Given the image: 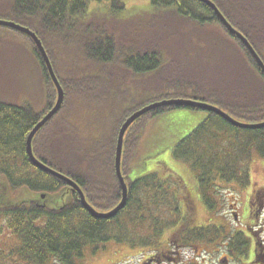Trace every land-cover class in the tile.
<instances>
[{"label": "trees", "instance_id": "1", "mask_svg": "<svg viewBox=\"0 0 264 264\" xmlns=\"http://www.w3.org/2000/svg\"><path fill=\"white\" fill-rule=\"evenodd\" d=\"M92 1L0 0V13L5 16L4 19L26 26L37 34L63 90L77 92V99L83 102L87 101L86 95L92 97L94 94L96 99L103 97L104 93L97 94L102 88L103 92L113 91L110 86L113 81L120 79L119 68L125 67L143 78L145 75L147 79L156 77L160 91L153 101L174 96L189 99L190 95L198 94L194 99L214 104L235 119L244 116L252 123L264 120V74L245 45L226 30L209 6L197 0H149V10L146 12L145 9L147 16H140L135 23L125 25L113 19L109 21L111 17L106 19L103 14L98 15L96 12L100 8L89 6ZM94 1L99 3L102 0ZM213 1L229 23L248 39L264 63V30L259 31L264 22L259 24L260 21L255 18L258 12L264 11V0H253L249 4L246 0ZM123 7L122 0H112V9L119 10ZM117 27H122L123 31L117 30ZM48 34H51L49 38L46 37ZM138 39L142 42V50ZM62 44L68 46V49H75L76 57L78 49L81 50L79 53L84 55H81L82 59L90 68L97 69L94 76L98 77L89 76L83 81L59 78L55 68V57L58 58L55 49ZM23 52L29 54L33 63L31 67L36 73L33 76L38 82L39 76L43 80L46 108L42 113L36 110L33 107L35 104L32 102V105L28 101L27 93L19 91L16 94L11 88L0 89V220L4 228L17 240L9 255L4 258L1 256L0 260L7 261V264H81L85 247H90L95 253L110 241H124L131 247L138 244L152 250L156 259L167 260L169 251L161 247L163 232L169 227L176 228L179 220L176 215L181 213L175 196L169 199L157 196L155 190L160 187L158 181L161 179L154 177L157 172L149 174L151 178L145 175L135 180L128 179L126 204L110 219H96L91 216L73 190H70L69 203L57 209L38 205L33 200L24 199L16 203L4 201L10 195L9 190L15 192L24 187L37 194L54 195L68 186L65 181L33 166L25 151L27 134L48 111L54 99L55 88L47 75L45 64L28 35L10 27L0 26L2 59H6V53H9L8 58H15ZM113 101L114 105L119 103L111 95L103 98V103L113 104ZM149 103L131 108L127 116ZM174 109L193 112L202 110L163 106L137 118L124 135L121 169L125 174L139 145L140 133L144 126L142 123ZM207 112L204 120L179 140L173 154L183 161L193 160L190 165L197 171V190L202 202L212 210V201L208 196L210 203L204 198L205 192L207 195L215 194L216 187L223 182L247 184V178L236 164L245 158L246 161L251 158L249 149H254L258 156L264 159V128H238L215 113ZM125 118L119 121L111 138L100 140L102 153L97 152L92 156L90 152V158L82 165L87 172L73 166L71 158L61 152L59 145L49 156L37 146L38 137L52 119L34 135L33 153L41 162L72 179L82 189L86 201L92 207L98 211H108L121 199V187L115 177L113 165L118 128ZM217 120L235 129V135H238L239 131L249 135L246 142L240 140V148L231 147L230 150L234 153L231 156L222 155L218 149H212L210 146L208 137L213 136L208 135L207 127L224 129ZM54 130L44 136L47 141L53 137ZM72 133L68 136L70 141L73 139ZM44 137L43 140L47 143ZM200 150V154L204 156L195 153ZM97 155L101 159H95ZM91 160L107 163L109 179L103 182L99 178L96 181L92 175L95 168ZM165 170L162 168V171ZM177 181L180 179L175 181L174 191L178 187L181 188ZM142 186L151 192L147 200L140 195ZM147 204L152 206L153 211L143 216L141 212L146 210ZM119 215H125L127 224L134 223L132 229H129L132 234L129 238L121 237L128 232L124 230ZM145 218L149 221L148 227L140 232ZM180 219L186 224L180 222L177 230L168 239L169 243L176 247L181 246V243L188 244L194 232L189 227L185 214L180 216ZM198 238H202V233ZM217 239L219 236L211 242ZM229 241V251L236 253L238 257L240 245L237 236L233 235Z\"/></svg>", "mask_w": 264, "mask_h": 264}, {"label": "rangeland", "instance_id": "2", "mask_svg": "<svg viewBox=\"0 0 264 264\" xmlns=\"http://www.w3.org/2000/svg\"><path fill=\"white\" fill-rule=\"evenodd\" d=\"M246 2L249 4L252 3L253 0H246ZM122 3L124 7L119 10L112 9V0H102L99 3L93 0L89 6L90 8L98 6L100 8L96 12L98 15L103 14L106 19L111 17L109 21L113 19V21L116 20V22L125 25L135 23L140 16H147L146 12L150 7L149 0H122ZM4 18L5 16L0 13V19ZM255 18L260 21L259 24L263 23L264 11L258 12ZM117 30L123 31V28L117 27ZM261 30H264V24H262V28H260L259 31ZM50 35L51 34H48L46 37L49 38ZM140 42L141 41H139V43ZM141 43L140 49L142 50L143 46ZM55 50L58 54V58L55 57V68L59 78L75 81L77 79H82V77L90 76L91 70L88 64L82 59L84 55L79 53L82 52L81 50L78 49L79 52L77 57L75 49H68V46L63 44L62 46L59 45ZM5 56L6 59H2V54H0V89L4 90V88H11L16 94L19 91L23 94L27 93L28 101H30L32 105L33 103L35 104L33 107L41 113L45 111L46 105L44 104V98L46 97V90L41 76H39V82L37 78L33 76V74L36 75V73L34 68L31 67L33 63L29 58V54L23 52L15 56V58L12 56L8 58L9 53H6ZM74 57L76 58L73 59ZM118 71L122 75L120 76L121 80L117 79L113 81L110 87L113 91H120L121 88L127 92L128 89L127 105L122 107L124 96L120 98V100H122L119 101L118 104L114 105L115 101H113L112 106L109 107L107 103L100 105L102 100L91 99L88 96H86L87 101L83 102L77 99V92L71 93L64 89L61 107L53 115V117H56L53 119L51 118L52 120L50 119L51 122L38 137L37 146L43 153L51 152V154H53L54 148L59 145L61 152L71 158L72 161H70L73 166H76L83 172H87V170L82 167L83 162L90 158V152H92V156L97 152L102 153L103 147H101L100 140L107 139V131L110 132L112 128H116L119 121L129 114L131 108L138 107L148 102L153 103L160 101L158 99L153 101L160 91V87L156 83V77L154 79H147L148 77L145 75L143 78L142 75H135V73L125 67H120ZM139 78H143L142 82H144V88L140 90L138 89L139 82H137ZM129 83L132 84L128 85ZM196 95L198 94L190 95L189 99L197 98ZM171 99H176V96ZM55 101L56 92L51 104L55 103ZM94 111H97V113L95 114ZM103 114L107 117L103 118L104 120L101 119V116H105ZM114 114H117V120L112 123L113 127L109 128L107 119ZM207 114L208 112L206 110H197L193 112L185 109H174L158 114L142 123L144 126L140 133L139 145L134 151L133 159L129 164L126 175L127 182L128 179L135 180L149 175L152 172H157V175L154 177L161 178L158 181L160 187L155 190L157 196L161 199H169L174 196L177 198L181 215H176V217L179 218L175 226L176 228L169 227L164 229L161 241V247L169 251L167 254L168 259L158 260L152 250L141 247V245L138 244L131 247L124 243V241L121 243L110 241L105 244V247L95 253L91 251L90 247H85V255L81 264H244L241 262V260L244 261L242 256H240V260L236 257V253L229 251V238L233 235L235 229H242V231L249 236L264 237V213L262 216L258 217L253 215L249 216L247 213L248 205L246 203L247 199L250 197L248 192L250 185L252 186L253 183H259L254 185V187L259 188L261 187L260 185L264 184V159L258 156L254 149H249L251 158L247 161V158H245L236 165L240 167V172H242L243 176L248 178V180L249 177L251 178V182L247 180V184H250L245 187V184L241 182L230 184L223 182L219 183L216 187L215 194L207 195L205 192L204 198H206L209 203L212 201L213 209L210 210L207 204L202 202V198L200 199L195 177L197 171H194L190 165L193 160L183 161L176 158L173 154V149L179 140L194 130L195 127L204 120ZM236 120L242 123H252L250 119L244 116L236 117ZM217 122L220 123L224 129L219 130L218 128L214 129L213 127H207L208 135L211 134L213 136V138L208 137V139H210V146L212 149H218L222 155L227 154L231 156L234 154L230 150L231 147L240 148L242 142L244 143L249 139V135L241 134L246 133L242 131H239L238 135H235V129L230 128L219 120H217ZM54 126H56L53 133L54 135L50 141H47L48 139L44 136L49 134L51 128ZM114 129L109 134V138L113 135ZM70 132H73V139H71V141L68 139ZM43 137L47 143L44 142ZM95 139H98V141ZM201 152L200 150L195 153L200 154ZM200 155L204 156L203 154ZM94 158L101 159L99 155ZM91 164H93L95 169H98V162L91 160ZM162 168L166 170L162 171ZM149 176L150 178L152 177L151 175ZM177 179H180V181L177 182L181 188L178 187V190L175 189L174 191V185ZM0 189L2 190V188ZM29 191L24 187L15 192L9 190L10 195L4 201L6 202L8 200V202L16 203L23 199L38 198L37 193ZM150 193L151 192H148L144 186L140 187V195H143L145 200L148 199ZM183 194H190L193 203L187 202L186 206L185 199L182 198ZM48 204L50 206L52 205L50 201H48ZM190 206L192 211L189 212V216L186 217L189 222V227L196 226L202 227V229L194 228V232L188 244L181 243V246L176 247L169 243L168 239L173 232L177 230L180 222L186 224L185 221H181L180 216H184V208L190 210ZM146 207V210L141 212L143 216H147L149 212L153 211L152 206L147 204ZM124 216L125 215H119L118 218L121 220L124 230H127L128 234H122L121 237L129 238V236L132 235L129 229H132L134 223L129 222L127 224ZM148 224L149 221L145 218L141 224L140 232L146 229ZM255 229L258 230L255 231ZM199 230L201 232L198 233ZM201 233L202 238L199 239L198 236ZM218 236L219 239L215 242H211L212 239ZM16 243V238L4 228L0 220V257L2 256L4 258L6 255H9V252L15 247ZM0 264H7V261L1 259ZM50 264L59 263L51 262Z\"/></svg>", "mask_w": 264, "mask_h": 264}, {"label": "water", "instance_id": "3", "mask_svg": "<svg viewBox=\"0 0 264 264\" xmlns=\"http://www.w3.org/2000/svg\"><path fill=\"white\" fill-rule=\"evenodd\" d=\"M201 3L206 4L209 6L216 14L218 17L219 21L222 23V25L226 28V30L230 33L235 35L248 49L250 52L251 56L255 59L256 63L258 64L259 68L261 69V72L264 74V63L262 62L261 58L257 54V52L254 50L248 39L237 29H235L228 21L227 19L223 16V14L219 11V9L216 7V5L211 1V0H197ZM0 26H6L10 27L14 30H17L19 32L25 33L28 35L32 41L34 42L37 50L39 51L41 57L44 60V64L46 66V69L48 71V74L54 83L56 87V92H57V97L55 104L53 107L45 114L43 117L32 127L30 132L28 133L26 140H25V150L26 154L30 160V162L39 168L42 171L48 172L49 174L65 181L67 183V187L58 192L57 194L54 195H47L45 193H39L37 194L38 198H33V199H26V200H33L36 202L38 205L45 206L50 209H57L63 205H66L70 201V190L75 191L78 196H79V201L83 208L94 218L96 219H110L114 217L118 212L122 210V208L126 204L127 200V195H128V188L127 185L123 179V176L121 175V155H122V149H123V141H124V134L129 128V126L140 116L143 114L159 108L163 106H182V107H192V108H197V109H202L206 111H211L215 113L216 115L220 116L223 118L225 121H227L229 124L242 128V129H260L264 128V121L258 122V123H242L234 119L232 116L221 110L220 108L211 105L209 103L203 102V101H197V100H192V99H184V98H176V99H164L160 101H156L153 103H150L148 105L143 106L142 108L136 110L133 112L131 115H129L124 122L121 124L119 130H118V135H117V140H116V145H115V154H114V168H115V174L118 178V181L120 183L121 187V199L118 202L116 206H114L112 209L106 211V212H100L97 211L94 207H92L85 198V195L82 191V189L69 177L66 175H63L62 173L52 169L51 167L47 166L40 160H38L32 151V139L36 132L47 122L51 119V117L59 110L61 107V104L63 102V97H64V92L62 90L61 85L59 84L55 73L53 71L51 62L48 58V55L38 38V36L35 34L34 31L29 29L28 27H25L19 23H16L11 20H5V19H0ZM41 195V197H40ZM24 200V199H23ZM48 201L52 203L50 206L48 204ZM19 202V201H18ZM15 203V202H14Z\"/></svg>", "mask_w": 264, "mask_h": 264}, {"label": "flooded vegetation", "instance_id": "4", "mask_svg": "<svg viewBox=\"0 0 264 264\" xmlns=\"http://www.w3.org/2000/svg\"><path fill=\"white\" fill-rule=\"evenodd\" d=\"M142 79L143 78H139V85H138V89L139 90L144 88V82H142ZM130 84L131 83H129L128 85H130ZM103 93H104V96L101 97L100 99L94 98L95 100H102L100 105H103V98L107 97V95L114 96L117 99V101H121L122 99L120 100V98L122 96H124V103H123L122 107L127 105V101L126 100H127V97H128V89H127V92H125L124 90H122L120 88V91L116 90V91H111L109 93V92H103V88H102L101 91L97 92L98 95H102ZM53 105H54V103L51 104L50 106L52 107ZM109 105H112V104L110 103V104H108V106ZM50 108L48 110H50ZM97 111H94V113L96 114ZM115 120H117V114H114V115H112L109 118V121H108L109 128L113 127L112 123ZM114 128H112L110 132L107 131L106 138H109V134L112 132V130ZM53 130H54V127L51 130V132ZM100 132H101V129H100ZM103 134H105V133H103ZM68 139H69V137H68ZM44 154L49 156L51 154V152H46ZM58 162H60V161H58ZM98 164H99L98 169H95L94 172H92V175L96 176L95 177L96 181H98L99 178H101L100 181L105 182L107 179H109V176H110V171L107 168V163L106 162H102V163L98 162ZM113 168H114V165H113ZM114 173H115V169H114ZM121 174L123 176V179L125 180L126 177H127L126 176L127 174H125L123 169H121ZM115 177H116V175H115ZM247 180H248V178H247ZM248 181L251 182V178L250 177H249ZM249 184L250 183L245 184V187H246V185H249ZM257 184H259V183H253L252 186L250 185V187L248 189L250 197L247 199V202H246L247 205H248L247 213L249 214V216L253 215V216H256V217L262 216V214L264 213V184L260 185L261 187H259V188L254 187V185H257ZM182 198L185 199L186 206H187V202H189L191 204L193 203L191 198H190V194H183ZM200 199H201V197H200ZM191 211H192L191 206H190V210L188 208H186V209L184 208L185 216L186 217L189 216V212H191ZM190 228L191 229H194V228L202 229V227H196V226H191ZM257 230L258 229H255V231H257ZM233 235L237 236V238H238V244L240 245L239 246V253L240 254H239V256L237 258H239L241 260L240 256H242V258L244 260V261L241 260L242 263H244V264H264V237L263 236H258V237L249 236L244 231H242V229H235V232H233Z\"/></svg>", "mask_w": 264, "mask_h": 264}, {"label": "bare ground", "instance_id": "5", "mask_svg": "<svg viewBox=\"0 0 264 264\" xmlns=\"http://www.w3.org/2000/svg\"><path fill=\"white\" fill-rule=\"evenodd\" d=\"M26 27V26H25ZM30 29V28H29ZM39 38V37H38ZM40 39V38H39ZM41 41V40H40ZM42 43V42H41ZM43 45V44H42ZM44 47V46H43ZM45 49V48H44ZM38 51V50H37ZM46 51V50H45ZM39 52V51H38ZM75 59V58H74ZM42 60H43V58H42ZM43 62H44V60H43ZM46 67V66H45ZM89 69L91 70V73H90V76H93V77H98V75L97 76H94V71L95 70H97L96 68H90L89 67ZM47 70V69H46ZM47 75H48V77H49V79L51 80V78H50V76H49V74H48V71H47ZM55 76H56V74H55ZM56 78H57V76H56ZM86 79V77H82V79H78V80H85ZM58 80V79H57ZM51 82H52V80H51ZM59 82V81H58ZM52 84H53V86H54V88H55V91H56V87H55V85H54V83L52 82ZM60 84V83H59ZM85 95H86V93H85ZM87 96V95H86ZM88 97H90L91 99H94V97H95V95L93 94L92 95V97L89 95ZM138 110V109H137ZM135 112V111H134ZM103 115H105V114H103ZM111 116H109V118H110ZM103 118H107L106 117V115L105 116H101V119L102 120H104ZM107 121H109V119H107ZM43 127V126H42ZM119 128H120V126H119ZM30 132V131H29ZM28 135V134H27ZM27 137V136H26ZM30 161V160H29ZM33 165V164H32ZM34 166V165H33ZM36 167V166H35ZM39 169V168H38Z\"/></svg>", "mask_w": 264, "mask_h": 264}]
</instances>
